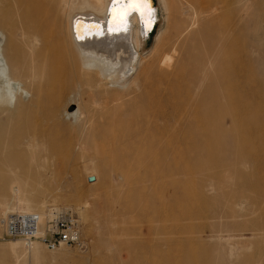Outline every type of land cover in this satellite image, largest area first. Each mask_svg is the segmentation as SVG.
<instances>
[{
    "label": "rangeland",
    "instance_id": "374dc122",
    "mask_svg": "<svg viewBox=\"0 0 264 264\" xmlns=\"http://www.w3.org/2000/svg\"><path fill=\"white\" fill-rule=\"evenodd\" d=\"M152 2L156 20L141 41L140 58L152 56L160 33L165 47L182 44L192 55L210 54L214 67L186 108L193 116L197 99L213 89L219 113L203 121V127L186 122L192 134L185 138L182 170L176 169L175 136L168 142L161 130H145L154 137L152 150L158 153L161 146L166 151V159L156 155L147 168L138 162L145 158L144 138L129 136L118 148L96 143L95 137L107 128L103 115L110 106L111 84L81 73L41 87L38 95L22 101L19 109L26 112L11 118L12 126L39 130L46 106L59 107L61 118L77 108L79 122L86 121L88 141L82 150L74 145L76 137L66 131L74 126L69 119L66 129L57 128L54 142H49L53 154L43 136L33 135V146L24 149L20 163L0 168V219L13 212L1 210L13 204L15 193L31 212L70 206L81 224L82 243L51 251L38 241L6 238L0 226V264H264V0L218 2L198 20L181 14L177 8L184 4L175 0ZM199 27L210 31L209 50L192 48L206 32L178 42L184 35L191 38L190 32ZM226 40L231 43V73L223 49ZM173 124L171 120L168 129ZM203 129L211 133L200 136ZM165 161L171 168L166 180L181 185L177 196H159L148 179L138 178ZM160 203H171L172 212L158 213ZM179 217L183 230L177 234ZM31 245L36 254L28 250Z\"/></svg>",
    "mask_w": 264,
    "mask_h": 264
},
{
    "label": "bare ground",
    "instance_id": "6f19581e",
    "mask_svg": "<svg viewBox=\"0 0 264 264\" xmlns=\"http://www.w3.org/2000/svg\"><path fill=\"white\" fill-rule=\"evenodd\" d=\"M175 1L184 4V7L177 8L181 14L195 20L213 9L218 2L223 5L233 2ZM132 3L133 0H0V168L19 164L24 149L33 146V135L43 136L46 144L53 143L57 128L66 129L67 119L74 126L66 131L76 137L74 145L82 148L88 137L85 134L86 121L79 122L77 119V108L61 118L59 107L46 106V121L39 130L26 127V124L22 127L12 126L11 118L26 112V108L19 109L22 101L38 95L41 87L62 76L83 73L92 81L103 80L107 85L111 84L114 89L109 98L110 106L103 115L107 128L95 137L98 145L118 148L127 143L129 136L144 138L148 144L144 151L145 158L136 161L139 165L146 163L147 167L156 155L166 159L165 149L160 146L158 153L152 150L154 137L145 133V130L156 128L161 130V135L168 142L175 136L178 149L176 169L182 170L185 138L192 134L186 128V122L195 121L203 127V121L215 119L219 113L213 89H208L206 97L197 99L193 116H188L190 112L186 108L190 96L200 90L207 70L213 69L215 61L209 57L210 54L204 58L198 54L192 55L189 48L182 44L165 47L166 39L162 33L155 38L150 51L152 56L142 61L139 51L146 35L144 29H149L151 25L153 28L156 10L152 8V0H146L147 7L144 9L130 7ZM138 13H146L148 17V20H144L145 16L142 19L146 25L144 29ZM203 32H206L205 37L198 39V45L195 43L192 48L209 50L210 31L206 27L190 32L189 39L186 35L179 37L178 42L182 39L194 40ZM223 49L228 53L225 58L227 73H231V43L226 40ZM171 120L174 124L168 129ZM210 133L204 130L200 136ZM49 146L48 151L53 154L55 149ZM170 174V163L165 161L157 169L145 170L138 178L148 179L150 189L159 196L169 193L177 196L181 192V185L168 183L166 179ZM171 205L160 203L157 212L170 213ZM53 207L71 208L66 205ZM7 210L31 212L16 193L13 204L4 206L2 214H6ZM3 217L0 219L2 228ZM174 227L177 234L182 232L181 217L176 219ZM179 240L183 241L182 237ZM62 249L65 248L58 250ZM28 250L37 253L34 245L29 246Z\"/></svg>",
    "mask_w": 264,
    "mask_h": 264
},
{
    "label": "built area",
    "instance_id": "2783aa9c",
    "mask_svg": "<svg viewBox=\"0 0 264 264\" xmlns=\"http://www.w3.org/2000/svg\"><path fill=\"white\" fill-rule=\"evenodd\" d=\"M17 189V188H16ZM6 238L38 241L48 250L81 246V224L69 207H48L43 212L8 213L2 218Z\"/></svg>",
    "mask_w": 264,
    "mask_h": 264
},
{
    "label": "snow or ice",
    "instance_id": "6c2138e0",
    "mask_svg": "<svg viewBox=\"0 0 264 264\" xmlns=\"http://www.w3.org/2000/svg\"><path fill=\"white\" fill-rule=\"evenodd\" d=\"M130 7L144 9L147 7L146 0H133V3L129 5Z\"/></svg>",
    "mask_w": 264,
    "mask_h": 264
},
{
    "label": "water",
    "instance_id": "95a60500",
    "mask_svg": "<svg viewBox=\"0 0 264 264\" xmlns=\"http://www.w3.org/2000/svg\"><path fill=\"white\" fill-rule=\"evenodd\" d=\"M153 3V2H152ZM152 8H153V6H152ZM132 11H135L134 9L132 10ZM132 11H130V13L132 12ZM138 16H139V18H140V21H141V26H142V28L144 29V27H146V25H144V22H142V19H144L143 17L145 16V19L144 20H148L147 18L148 17H146V13H144V14H139L138 13ZM152 25H151V27L149 28V29H144V31H145V34H148L152 29Z\"/></svg>",
    "mask_w": 264,
    "mask_h": 264
}]
</instances>
